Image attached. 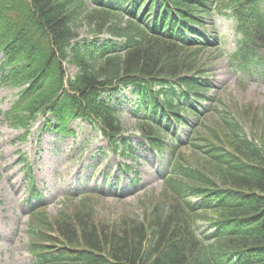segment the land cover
Wrapping results in <instances>:
<instances>
[{
	"label": "trees",
	"instance_id": "16d2710c",
	"mask_svg": "<svg viewBox=\"0 0 264 264\" xmlns=\"http://www.w3.org/2000/svg\"><path fill=\"white\" fill-rule=\"evenodd\" d=\"M263 1L0 0V80L19 89L4 117L22 139L39 116L59 135L84 119L128 155L109 94L131 88L140 134L167 155L160 197L143 201L141 215L100 217L98 193L67 198L54 215L34 207V264H264V109L244 113L206 95L207 56L220 49L216 15L234 20L237 65L264 69ZM80 21L93 43L77 39ZM171 124L190 128L185 140Z\"/></svg>",
	"mask_w": 264,
	"mask_h": 264
},
{
	"label": "rangeland",
	"instance_id": "374dc122",
	"mask_svg": "<svg viewBox=\"0 0 264 264\" xmlns=\"http://www.w3.org/2000/svg\"><path fill=\"white\" fill-rule=\"evenodd\" d=\"M87 1L92 7L93 0ZM79 25L78 39L93 43L87 24L80 21ZM234 26L231 18L216 17L214 29L220 35L221 55L213 58L215 51L206 63L213 85L207 95H222L230 109L241 107L244 113L248 106L264 109V70L255 67L242 71L229 59L237 46ZM212 30L208 24L205 33L212 37ZM65 67L68 75L76 71L72 65ZM17 93V88L0 80V264H34L27 250V223L30 206L36 201L45 202L48 214L54 215L64 204H70L66 196L75 194L72 197L79 199L87 192H98L102 197L98 203L100 217L116 220L122 213L131 217L143 214V201L149 204L160 197L166 158L141 137L134 115V93L128 89L110 92L127 139L124 147L131 145L129 156L113 152L97 123L79 119L70 123L72 134L59 135L44 129L40 117L22 139L23 130L11 127L4 117ZM170 127L181 138L187 131L183 124ZM244 130L249 131L246 125ZM28 168L41 196H29ZM201 225L200 233L212 232Z\"/></svg>",
	"mask_w": 264,
	"mask_h": 264
}]
</instances>
